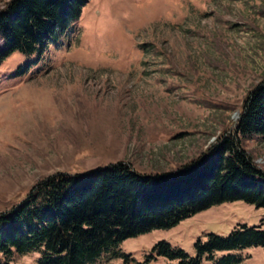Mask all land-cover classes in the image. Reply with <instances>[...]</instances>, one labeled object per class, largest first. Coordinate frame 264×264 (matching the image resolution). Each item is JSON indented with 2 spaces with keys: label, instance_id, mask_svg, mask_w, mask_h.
<instances>
[{
  "label": "rangeland",
  "instance_id": "obj_1",
  "mask_svg": "<svg viewBox=\"0 0 264 264\" xmlns=\"http://www.w3.org/2000/svg\"><path fill=\"white\" fill-rule=\"evenodd\" d=\"M263 78L264 0H87L43 50L14 51L0 64V211L57 172L119 161L145 174L178 168L234 131ZM241 141L264 172V137ZM261 221L264 207L215 204L126 238L93 264H177L155 244L195 256L206 234ZM231 253L242 257L236 264H264L263 246ZM39 256L15 253L11 263Z\"/></svg>",
  "mask_w": 264,
  "mask_h": 264
},
{
  "label": "trees",
  "instance_id": "obj_2",
  "mask_svg": "<svg viewBox=\"0 0 264 264\" xmlns=\"http://www.w3.org/2000/svg\"><path fill=\"white\" fill-rule=\"evenodd\" d=\"M87 0H10L0 9V64L10 53L43 50L65 33ZM264 137V78L246 97L233 132L178 168L145 174L119 161L88 173L57 172L36 182L18 203L0 211V264L37 251L38 264H93L122 240L179 221L212 205L243 200L264 207V172L242 138ZM196 255L159 241V255L177 264H236L252 246L264 247V226L238 224L195 242ZM227 251L218 258L215 252Z\"/></svg>",
  "mask_w": 264,
  "mask_h": 264
},
{
  "label": "bare ground",
  "instance_id": "obj_3",
  "mask_svg": "<svg viewBox=\"0 0 264 264\" xmlns=\"http://www.w3.org/2000/svg\"><path fill=\"white\" fill-rule=\"evenodd\" d=\"M26 89V88H25Z\"/></svg>",
  "mask_w": 264,
  "mask_h": 264
}]
</instances>
